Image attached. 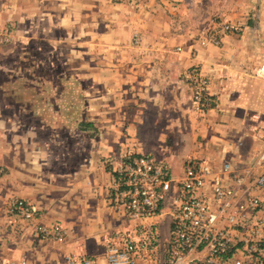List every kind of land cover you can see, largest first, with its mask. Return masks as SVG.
<instances>
[{
  "label": "crops",
  "instance_id": "0c3cea01",
  "mask_svg": "<svg viewBox=\"0 0 264 264\" xmlns=\"http://www.w3.org/2000/svg\"><path fill=\"white\" fill-rule=\"evenodd\" d=\"M51 4L59 10L49 7ZM94 6L95 0H0V23L12 19L25 26L27 34L32 36L38 21L43 29L56 22H69L72 31L68 35L79 52L80 42H90L93 38ZM216 8L224 20L215 23L213 29L220 22L231 20L241 25V32L233 25L236 29L224 35L220 45H200L196 57L191 52L180 53L185 58L182 65L185 72L190 65L199 66L210 80L216 104L204 112L181 109L183 82L176 76L168 83L169 70L174 67L168 56L175 54H171L170 44L158 43L157 51L153 52L156 57H166L157 64L159 76L153 77L158 78H152L150 86L144 84L145 78H141L143 84L134 82L140 95L126 115V130L122 114L128 109L129 94H120L116 105L109 93L88 96V127H81L79 122V127L60 124L49 131L42 126L45 124L42 117L26 125L10 112L14 109L10 103L16 98L1 90L6 85L3 83L10 85V82L0 80V168L3 169L0 172V264L21 259H26L27 264H67L65 256L69 253L108 264L106 241L128 224L120 208L112 202L115 177L125 151H157L163 145L161 136L170 134L173 140L167 142L168 148L180 153L159 160L164 159L177 172L186 160L195 158L219 164L232 161L244 166L262 149L264 0H216ZM83 26L87 32L80 31ZM106 35L117 37L116 33ZM16 40L17 36L4 49L13 50ZM185 77L191 90L187 73ZM14 86L17 83L8 88ZM76 98L73 102L79 103V96ZM173 108L181 111L175 116L165 112ZM56 134L72 137L69 142L59 144L51 137ZM14 197L34 206L33 219L8 213L7 205ZM38 224H61L66 230V241L58 243L37 234ZM163 234L165 239L169 237L168 224L164 225ZM163 253L162 248L157 255ZM154 263L148 258L139 264Z\"/></svg>",
  "mask_w": 264,
  "mask_h": 264
},
{
  "label": "rangeland",
  "instance_id": "374dc122",
  "mask_svg": "<svg viewBox=\"0 0 264 264\" xmlns=\"http://www.w3.org/2000/svg\"><path fill=\"white\" fill-rule=\"evenodd\" d=\"M49 7L59 10L55 4ZM91 19L93 38L90 42H80L79 52L69 38L68 33L72 31L69 22L68 24L56 22L51 27L43 29L38 21L33 27L32 36L27 34L28 29L25 30V26L23 28L19 22L12 19L0 23V27L13 31L12 41L17 36L13 50H5L12 41L0 44V80L10 82V85L3 83L6 85L1 90L15 96L16 100L10 103L14 109L10 112L20 118L23 124L31 125L30 121L42 117L45 122L42 126L49 131L60 124L79 127L80 121H87L90 106L88 96L100 97L109 93L114 97L113 104L116 105L120 94H129L128 109L122 114L125 116L123 127L126 130L128 127L126 115L135 105L134 100L140 95L133 85L134 82L140 81L139 83L143 84L141 78H145L144 84L150 86L151 79L158 78L153 76H159L158 62L166 60V57L162 59L153 54L157 51L158 43L166 46L170 44L169 47H173L171 54H175L168 56V62L172 61L174 67L169 70L168 83H172L176 76L183 82L184 106L181 109L188 112L196 111V108L193 109L192 100L189 99L191 90L187 88L188 84L186 86L185 82L186 73L190 78L191 65L186 72L182 69L185 58L180 53L191 52L192 57L197 56L202 38L222 19L217 12L216 0H95ZM226 21L236 25L237 31L239 28L241 32L242 27L237 22ZM80 31L88 30L83 26ZM106 33H116L117 37L112 38ZM150 65L154 68L153 71ZM139 72L144 73V76L141 74L142 77ZM16 83L17 86L8 88ZM76 96H79V103L73 102L77 99ZM213 104H216L215 96ZM100 106L104 107L103 104ZM181 109L173 108L165 112L175 116ZM116 113L118 114V111H115ZM150 114L151 112L149 113L151 118ZM117 117L123 119L119 115ZM162 122L164 123V119ZM51 137L55 142L63 144L69 142L72 135L56 134ZM161 140L163 147L160 145L157 151L144 150L139 153L125 151L122 156L125 158L129 155L149 154L162 159L180 153L167 146V142L172 143V135L161 136ZM176 173L183 174L184 167L174 172ZM8 205L7 211L10 213Z\"/></svg>",
  "mask_w": 264,
  "mask_h": 264
},
{
  "label": "built area",
  "instance_id": "2783aa9c",
  "mask_svg": "<svg viewBox=\"0 0 264 264\" xmlns=\"http://www.w3.org/2000/svg\"><path fill=\"white\" fill-rule=\"evenodd\" d=\"M235 29L229 21L220 22L201 43L220 45ZM13 37L10 28L0 27V44ZM261 70L264 75V65ZM189 76L196 110L213 107L209 78L199 66H192ZM174 172L149 154L125 156L112 202L128 224L106 241L108 264H139L148 258L154 264H264V145L244 166L195 158L185 161L183 174ZM8 210L26 220L36 215L23 198L11 200ZM36 231L58 243L66 241L61 224H38ZM65 258L67 264H98L75 254Z\"/></svg>",
  "mask_w": 264,
  "mask_h": 264
},
{
  "label": "trees",
  "instance_id": "16d2710c",
  "mask_svg": "<svg viewBox=\"0 0 264 264\" xmlns=\"http://www.w3.org/2000/svg\"><path fill=\"white\" fill-rule=\"evenodd\" d=\"M90 122L87 121H80L81 127H88Z\"/></svg>",
  "mask_w": 264,
  "mask_h": 264
}]
</instances>
